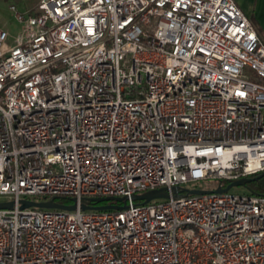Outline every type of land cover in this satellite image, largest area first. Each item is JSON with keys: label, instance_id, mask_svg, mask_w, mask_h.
<instances>
[{"label": "built area", "instance_id": "1", "mask_svg": "<svg viewBox=\"0 0 264 264\" xmlns=\"http://www.w3.org/2000/svg\"><path fill=\"white\" fill-rule=\"evenodd\" d=\"M0 29V264H264V45L233 0H38ZM165 189L141 204L134 195ZM123 208L81 209L93 198ZM64 200L70 211L18 201ZM71 200V201H70Z\"/></svg>", "mask_w": 264, "mask_h": 264}, {"label": "water", "instance_id": "2", "mask_svg": "<svg viewBox=\"0 0 264 264\" xmlns=\"http://www.w3.org/2000/svg\"><path fill=\"white\" fill-rule=\"evenodd\" d=\"M264 177V171L255 175L254 177H243V178H238L236 180H232L228 182L224 187H220L219 185H216L215 189L212 191H201V190H196V189H185V188H173L171 189V194L175 196L178 193H182L183 195H202V194H207V193H223L226 192L227 190L234 188V187H245V185L249 182L256 181L260 178ZM167 193L165 189H159L147 193H143L141 195H134L132 197L133 201L140 202L141 204H144L148 202L149 200L155 199V198H166ZM71 201V200H70ZM91 202L95 204L99 203H106V202H113V203H120L122 204L123 198H115V197H106V198H93L90 199ZM18 204L21 209L23 208H28V207H33V208H39V209H56V210H65V211H70L74 208L73 205L65 206L61 205L55 202V198L49 199L46 202H32V201H26V200H20L18 201ZM12 203H0V209H10ZM123 208L121 206H116V205H100L96 208H90L86 206L85 201H82L81 203V209L82 210H87V209H97V210H108V209H121Z\"/></svg>", "mask_w": 264, "mask_h": 264}, {"label": "rangeland", "instance_id": "3", "mask_svg": "<svg viewBox=\"0 0 264 264\" xmlns=\"http://www.w3.org/2000/svg\"><path fill=\"white\" fill-rule=\"evenodd\" d=\"M37 2L38 0H0V29L5 30L8 33V42L20 30V24L16 21L14 13L9 10V6H13L16 13L24 14L33 9ZM216 185V181L205 180L197 183L187 184L183 188L212 191L215 189ZM229 191L234 194H239L242 193L244 189L241 187H234Z\"/></svg>", "mask_w": 264, "mask_h": 264}, {"label": "crops", "instance_id": "4", "mask_svg": "<svg viewBox=\"0 0 264 264\" xmlns=\"http://www.w3.org/2000/svg\"><path fill=\"white\" fill-rule=\"evenodd\" d=\"M240 11L253 25L264 45V0H233Z\"/></svg>", "mask_w": 264, "mask_h": 264}, {"label": "trees", "instance_id": "5", "mask_svg": "<svg viewBox=\"0 0 264 264\" xmlns=\"http://www.w3.org/2000/svg\"><path fill=\"white\" fill-rule=\"evenodd\" d=\"M254 176L255 175H253L251 177H254ZM244 189L247 190L250 194L258 195V196H264V177H262L256 181H252V182L247 183L245 185ZM55 202L58 204H61V203H64L66 201L57 199V200H55ZM104 204L115 205V203H113V202H107ZM100 205L101 204H95V203L91 202L90 200L86 201V206L90 207V208H96Z\"/></svg>", "mask_w": 264, "mask_h": 264}, {"label": "flooded vegetation", "instance_id": "6", "mask_svg": "<svg viewBox=\"0 0 264 264\" xmlns=\"http://www.w3.org/2000/svg\"><path fill=\"white\" fill-rule=\"evenodd\" d=\"M107 203V202H106ZM99 204H101V205H107V204H104V203H99Z\"/></svg>", "mask_w": 264, "mask_h": 264}]
</instances>
